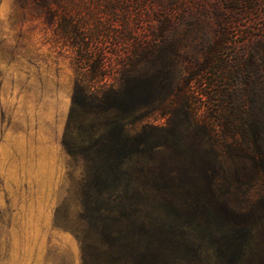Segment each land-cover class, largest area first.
<instances>
[{
  "label": "rangeland",
  "instance_id": "1",
  "mask_svg": "<svg viewBox=\"0 0 264 264\" xmlns=\"http://www.w3.org/2000/svg\"><path fill=\"white\" fill-rule=\"evenodd\" d=\"M135 42L137 79L155 92L131 126L148 124L155 145L137 156V182L183 178L203 192L213 179L230 203L238 185L253 198L263 190L264 0H0V264H82L84 160L63 145L79 57L106 59L117 86ZM98 112L78 110L73 138L85 117L116 114ZM55 140L61 178L52 192L38 190L29 155ZM196 215L189 207L183 219ZM255 246L264 248V231Z\"/></svg>",
  "mask_w": 264,
  "mask_h": 264
},
{
  "label": "trees",
  "instance_id": "2",
  "mask_svg": "<svg viewBox=\"0 0 264 264\" xmlns=\"http://www.w3.org/2000/svg\"><path fill=\"white\" fill-rule=\"evenodd\" d=\"M83 39L79 33L78 40ZM136 45L120 68L117 86L110 82L115 76L106 59L79 57L63 145L84 160V230L76 234L82 264H203L205 259L210 264H264V248L255 246L258 232L264 231V188L253 198L247 184L238 185L232 190L238 199L230 203L223 196L227 190L217 196L220 189L213 179L203 192L183 178L176 182L169 177L159 187L137 182V156L155 145L148 124L139 132L131 126L151 107L155 92L149 81L137 79ZM77 47L87 51L89 44ZM79 109L116 114L96 124L85 117L73 138ZM256 163L264 181V155ZM152 191L161 195L152 197ZM193 206L198 216L183 219ZM193 224L201 230L216 227L220 233H184Z\"/></svg>",
  "mask_w": 264,
  "mask_h": 264
},
{
  "label": "crops",
  "instance_id": "3",
  "mask_svg": "<svg viewBox=\"0 0 264 264\" xmlns=\"http://www.w3.org/2000/svg\"><path fill=\"white\" fill-rule=\"evenodd\" d=\"M63 159V149L59 141L56 140L53 143L42 144L37 149L32 150L27 167L29 182L38 190H50L52 192L61 178Z\"/></svg>",
  "mask_w": 264,
  "mask_h": 264
}]
</instances>
